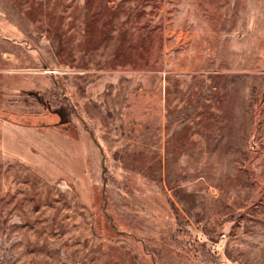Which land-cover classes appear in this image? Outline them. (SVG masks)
Segmentation results:
<instances>
[{
    "label": "rangeland",
    "instance_id": "374dc122",
    "mask_svg": "<svg viewBox=\"0 0 264 264\" xmlns=\"http://www.w3.org/2000/svg\"><path fill=\"white\" fill-rule=\"evenodd\" d=\"M264 264V0H0V264Z\"/></svg>",
    "mask_w": 264,
    "mask_h": 264
},
{
    "label": "built area",
    "instance_id": "2783aa9c",
    "mask_svg": "<svg viewBox=\"0 0 264 264\" xmlns=\"http://www.w3.org/2000/svg\"><path fill=\"white\" fill-rule=\"evenodd\" d=\"M219 263H220V264H235V263L229 261L228 259H226V258H224V257H220V259H219Z\"/></svg>",
    "mask_w": 264,
    "mask_h": 264
}]
</instances>
